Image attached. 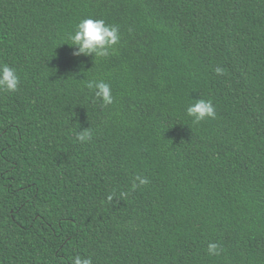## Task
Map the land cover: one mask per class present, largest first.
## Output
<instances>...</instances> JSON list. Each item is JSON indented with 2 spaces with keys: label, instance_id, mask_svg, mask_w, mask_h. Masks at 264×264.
<instances>
[{
  "label": "trees",
  "instance_id": "trees-1",
  "mask_svg": "<svg viewBox=\"0 0 264 264\" xmlns=\"http://www.w3.org/2000/svg\"><path fill=\"white\" fill-rule=\"evenodd\" d=\"M0 64V264H264V0H0Z\"/></svg>",
  "mask_w": 264,
  "mask_h": 264
},
{
  "label": "clouds",
  "instance_id": "clouds-1",
  "mask_svg": "<svg viewBox=\"0 0 264 264\" xmlns=\"http://www.w3.org/2000/svg\"><path fill=\"white\" fill-rule=\"evenodd\" d=\"M69 40L73 49L74 56H94L104 57L109 50L120 40L119 29L107 24L103 19L85 18L76 26L75 31L70 34ZM217 74H223L222 68L215 69ZM20 85V76L17 70L8 65L0 64V91L14 92ZM89 89L95 90V95L102 99L104 105L114 102L111 85L104 80H91L86 82ZM187 116L193 119V123H199L206 117H215V108L211 100L198 99L190 104L186 109ZM90 138V133L82 132L77 134V139L85 141ZM140 185L147 184V179L137 177ZM137 187V185H133ZM220 245L214 242L208 244L209 255H219ZM74 264H92L91 258H81L77 256Z\"/></svg>",
  "mask_w": 264,
  "mask_h": 264
}]
</instances>
